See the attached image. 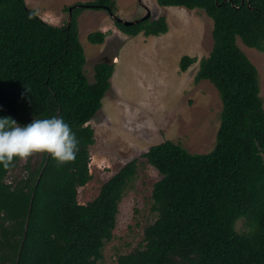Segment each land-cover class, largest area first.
Returning a JSON list of instances; mask_svg holds the SVG:
<instances>
[{
  "label": "trees",
  "instance_id": "1",
  "mask_svg": "<svg viewBox=\"0 0 264 264\" xmlns=\"http://www.w3.org/2000/svg\"><path fill=\"white\" fill-rule=\"evenodd\" d=\"M164 6L202 9L213 20V47L202 57L195 82L208 80L222 100L215 147L192 153L164 140L143 154L161 178L152 190L156 219L143 242L116 264H264V100L256 65L239 47L264 51V0H158ZM105 10L116 0H90L65 7ZM75 16L54 25L26 0H0V117L25 125L37 115L63 114L79 136L77 155L65 161L43 152L38 167L9 181L20 159L0 166V264H99L117 224L119 205L138 172V159L118 170L83 204L78 189L93 177L90 121L111 86L112 63L84 74ZM125 34L159 36L169 30L164 15L125 25ZM103 31L88 40L103 44ZM197 58L184 55L186 71ZM245 218L247 229H237Z\"/></svg>",
  "mask_w": 264,
  "mask_h": 264
},
{
  "label": "rangeland",
  "instance_id": "2",
  "mask_svg": "<svg viewBox=\"0 0 264 264\" xmlns=\"http://www.w3.org/2000/svg\"><path fill=\"white\" fill-rule=\"evenodd\" d=\"M90 0H26L46 18L62 25L68 20L65 7ZM115 15L134 21L148 12L153 19L166 16L169 30L159 36L143 33L132 36L122 32L105 10L75 9L78 45L83 48V72L95 81V66L110 61L114 71L103 106L90 121L95 130V143L90 147L92 179L78 189V200L87 203L101 186L133 159H138V172L119 205L117 224L107 241L99 264H116L119 255L132 252L143 242L145 227L156 219L152 210V190L161 175L143 154L164 140L182 144L192 153H208L216 144L223 108L217 88L204 79L195 82L199 61L213 47V20L202 9L164 6L158 0H116ZM39 14V15H40ZM105 26L103 44L88 40L91 32ZM239 47L256 65L260 77V95L264 100V51L247 46L237 38ZM196 57L186 71H181L182 56ZM43 152L20 159L10 171L9 181L28 175L39 166ZM30 167V169L28 168ZM237 229H247L245 218Z\"/></svg>",
  "mask_w": 264,
  "mask_h": 264
},
{
  "label": "clouds",
  "instance_id": "3",
  "mask_svg": "<svg viewBox=\"0 0 264 264\" xmlns=\"http://www.w3.org/2000/svg\"><path fill=\"white\" fill-rule=\"evenodd\" d=\"M78 140L76 129L60 113L37 115L25 125L9 116L0 117V166L7 169L14 159H26L34 152L65 161L77 155Z\"/></svg>",
  "mask_w": 264,
  "mask_h": 264
},
{
  "label": "water",
  "instance_id": "4",
  "mask_svg": "<svg viewBox=\"0 0 264 264\" xmlns=\"http://www.w3.org/2000/svg\"><path fill=\"white\" fill-rule=\"evenodd\" d=\"M140 1H142V0H140ZM72 11H73V8L72 7H70V9H69V13H68V21L70 22V20L72 19ZM150 17V13L148 12L145 16H143V17H141V18H139V19H137V20H134V21H130V20H124V19H122V18H119L118 16H113V19L115 20V21H119V22H121V23H123V24H125V25H130V24H134V23H137V22H140V21H142V20H145V19H147V18H149ZM101 62H106V63H111L110 61H106V60H101ZM100 63V62H99Z\"/></svg>",
  "mask_w": 264,
  "mask_h": 264
},
{
  "label": "crops",
  "instance_id": "5",
  "mask_svg": "<svg viewBox=\"0 0 264 264\" xmlns=\"http://www.w3.org/2000/svg\"><path fill=\"white\" fill-rule=\"evenodd\" d=\"M36 12H37L38 14H40L38 11H36ZM40 16L46 21V18H45L43 15L40 14ZM47 22H49V21H47ZM49 23H50V22H49ZM51 24H54V23H51ZM55 25H57V24H55ZM102 27H103V29H101V31H103V32H105V33H106L108 30H110V28H109L108 30H107V29L104 30L105 26H102Z\"/></svg>",
  "mask_w": 264,
  "mask_h": 264
}]
</instances>
